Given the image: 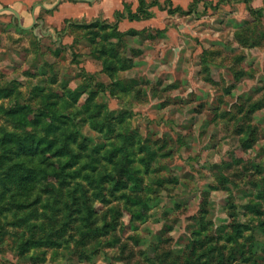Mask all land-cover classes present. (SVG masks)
<instances>
[{
	"label": "rangeland",
	"instance_id": "1",
	"mask_svg": "<svg viewBox=\"0 0 264 264\" xmlns=\"http://www.w3.org/2000/svg\"><path fill=\"white\" fill-rule=\"evenodd\" d=\"M13 10L0 7V264H230L264 243V0ZM28 149L40 169L23 196Z\"/></svg>",
	"mask_w": 264,
	"mask_h": 264
},
{
	"label": "trees",
	"instance_id": "2",
	"mask_svg": "<svg viewBox=\"0 0 264 264\" xmlns=\"http://www.w3.org/2000/svg\"><path fill=\"white\" fill-rule=\"evenodd\" d=\"M40 110H38V112H34L33 108L27 107V112L32 113L34 116L42 115L45 117H49L50 115H53L50 110V107H41ZM66 154L70 156L72 154V150H69L66 147L60 148L54 153V155L59 160H62V156H66ZM38 155H40V152H38L37 149H28L24 150L23 153H20L18 156L20 161H22L23 159H26L27 161V163L24 162L23 166L13 172L15 173L14 180L16 181L15 184L17 186L16 191L22 194L23 196H29L32 192L37 189V174L38 169H40L39 166L36 165L38 164ZM32 161L34 163L33 165L31 164ZM66 164L70 165V162L67 160ZM122 173L124 175L126 171L122 170ZM85 179H87L86 181L91 184V187H93L95 186V184L99 186L98 182L103 181L104 177L101 176L100 178H94L90 175H87ZM259 252L264 253L263 242L253 241L250 249L248 248L247 251L245 250V245H241L240 248H233L229 252V263L235 264L238 262L237 264H264V257L258 254Z\"/></svg>",
	"mask_w": 264,
	"mask_h": 264
},
{
	"label": "crops",
	"instance_id": "3",
	"mask_svg": "<svg viewBox=\"0 0 264 264\" xmlns=\"http://www.w3.org/2000/svg\"><path fill=\"white\" fill-rule=\"evenodd\" d=\"M127 2L128 0H0V7H8L12 11L36 7L47 11L57 10V17L62 20L69 16L113 19ZM14 12L18 15V12ZM23 16H26L25 12H22Z\"/></svg>",
	"mask_w": 264,
	"mask_h": 264
}]
</instances>
